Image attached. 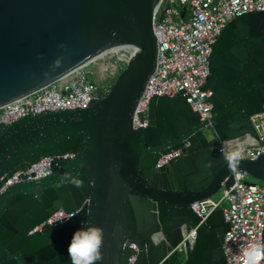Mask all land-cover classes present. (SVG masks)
Listing matches in <instances>:
<instances>
[{
  "label": "water",
  "instance_id": "1",
  "mask_svg": "<svg viewBox=\"0 0 264 264\" xmlns=\"http://www.w3.org/2000/svg\"><path fill=\"white\" fill-rule=\"evenodd\" d=\"M158 2L0 0V106L114 45L136 47L108 90L87 106L0 122V186L46 155L73 152L55 158L49 173L0 190V264H71L72 235L90 225L104 231L96 264H225L223 208L200 215L192 202L234 182L219 141L258 137L251 115L264 104V9L232 18L213 43L205 82L212 107L205 119L185 95L155 94L148 124L136 127L138 101L157 65ZM222 37L248 38L247 51L235 45L220 51ZM186 139L191 143L179 155L156 166ZM238 169L264 180V152L244 158ZM59 208L73 211L71 219L30 231ZM194 227L196 243L181 256L175 246Z\"/></svg>",
  "mask_w": 264,
  "mask_h": 264
},
{
  "label": "built area",
  "instance_id": "2",
  "mask_svg": "<svg viewBox=\"0 0 264 264\" xmlns=\"http://www.w3.org/2000/svg\"><path fill=\"white\" fill-rule=\"evenodd\" d=\"M263 9L264 0H159L154 15V30L158 39L157 65L138 101L133 118L134 126L148 124L149 104L155 94L172 96L181 93L186 96L192 109L199 113L200 119H205L212 107L209 99L212 90L205 88V82L209 74L213 43L229 20L247 11ZM131 51L108 50L94 59L116 54L115 73L118 74L133 55ZM88 63L0 106V122H9L26 113L44 109L87 106L93 97L103 95L108 86L96 84L92 72L86 68ZM251 118L258 137L247 133L243 137L219 141L224 157L231 146L228 142L245 143L244 158L256 159L264 152V104L263 109L253 113ZM190 143L186 139L180 147L162 153L156 166L179 155ZM71 155L72 151L50 154L21 167L7 177L0 190L22 178L45 175L52 170L55 158ZM247 176V171L235 170V179L230 186L223 183L215 194L192 202L193 208L200 215L208 214L219 206L223 208L227 224L223 241L225 264H242V253L247 245L263 243L264 182L249 181ZM73 213L59 208L30 231L42 230L46 222L56 223ZM196 237V227L184 232L183 238L175 246L181 256L189 254L196 243ZM260 264H264V260Z\"/></svg>",
  "mask_w": 264,
  "mask_h": 264
},
{
  "label": "clouds",
  "instance_id": "3",
  "mask_svg": "<svg viewBox=\"0 0 264 264\" xmlns=\"http://www.w3.org/2000/svg\"><path fill=\"white\" fill-rule=\"evenodd\" d=\"M225 154V160L230 171H235L244 159L246 144L243 142L231 144ZM76 187H81L80 181H75ZM71 219V217H69ZM63 222V221H61ZM104 244V231L101 227L90 225L77 229L68 244L67 253L71 264H96L102 260L101 251ZM264 260V243H250L242 253V264H260Z\"/></svg>",
  "mask_w": 264,
  "mask_h": 264
},
{
  "label": "rangeland",
  "instance_id": "4",
  "mask_svg": "<svg viewBox=\"0 0 264 264\" xmlns=\"http://www.w3.org/2000/svg\"><path fill=\"white\" fill-rule=\"evenodd\" d=\"M117 55H109L106 58H97L91 60L86 68L92 72V78L99 86H106L113 82V79L117 76L115 73V64L117 63ZM108 68H104V67ZM247 180L262 182L263 180L256 178L252 174L248 173Z\"/></svg>",
  "mask_w": 264,
  "mask_h": 264
},
{
  "label": "flooded vegetation",
  "instance_id": "5",
  "mask_svg": "<svg viewBox=\"0 0 264 264\" xmlns=\"http://www.w3.org/2000/svg\"><path fill=\"white\" fill-rule=\"evenodd\" d=\"M244 31L245 30L243 29L241 31V33ZM247 32H248V30H247ZM247 36L249 37V34H247ZM232 45H235L237 47V49H239L240 51L246 52L248 49V38H242V39H238V40H226L224 37H222L218 41V48L220 51H223V52L228 50V48ZM219 56H221V55H219ZM228 60H226V62H228ZM263 182H264V180H263ZM263 243H264V235H263Z\"/></svg>",
  "mask_w": 264,
  "mask_h": 264
},
{
  "label": "bare ground",
  "instance_id": "6",
  "mask_svg": "<svg viewBox=\"0 0 264 264\" xmlns=\"http://www.w3.org/2000/svg\"><path fill=\"white\" fill-rule=\"evenodd\" d=\"M135 48L133 44H131L130 42H122L120 44L114 45L112 47H110L109 49H106L105 51H103L102 53L98 54V56H100L101 54L105 53L106 51H114V50H119V51H128V50H132L131 54H134ZM96 56V57H98ZM95 57V58H96ZM94 59V58H93ZM92 59V60H93Z\"/></svg>",
  "mask_w": 264,
  "mask_h": 264
},
{
  "label": "trees",
  "instance_id": "7",
  "mask_svg": "<svg viewBox=\"0 0 264 264\" xmlns=\"http://www.w3.org/2000/svg\"><path fill=\"white\" fill-rule=\"evenodd\" d=\"M114 79H115V78H114ZM114 79H113V81H114ZM110 85H111V83L108 84V86H107V90H108V88H109Z\"/></svg>",
  "mask_w": 264,
  "mask_h": 264
}]
</instances>
